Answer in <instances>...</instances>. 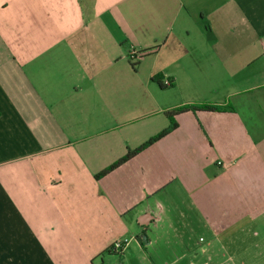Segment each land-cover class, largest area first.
Wrapping results in <instances>:
<instances>
[{
  "label": "crops",
  "instance_id": "obj_1",
  "mask_svg": "<svg viewBox=\"0 0 264 264\" xmlns=\"http://www.w3.org/2000/svg\"><path fill=\"white\" fill-rule=\"evenodd\" d=\"M192 104L215 109L96 177ZM144 233L174 264H264V0H0V264Z\"/></svg>",
  "mask_w": 264,
  "mask_h": 264
},
{
  "label": "rangeland",
  "instance_id": "obj_2",
  "mask_svg": "<svg viewBox=\"0 0 264 264\" xmlns=\"http://www.w3.org/2000/svg\"><path fill=\"white\" fill-rule=\"evenodd\" d=\"M140 234V228L135 225L129 237H136ZM158 244L141 245L137 238H133L124 253H105L104 262L101 264H174L175 259L172 251L165 252Z\"/></svg>",
  "mask_w": 264,
  "mask_h": 264
},
{
  "label": "trees",
  "instance_id": "obj_3",
  "mask_svg": "<svg viewBox=\"0 0 264 264\" xmlns=\"http://www.w3.org/2000/svg\"><path fill=\"white\" fill-rule=\"evenodd\" d=\"M158 48L157 47H153V48H149L146 50V52H151L154 51ZM139 59H136L134 66H137L139 63ZM157 80L159 81L160 85L164 88H168L170 86L174 85V81L170 80L169 84H165L163 82V79L161 76L157 77ZM197 109H208V110H214L215 107L211 106V105H184V106H180L175 108L172 111L168 112V115L170 116V118L172 119L171 124L164 129L161 133H159L157 136L153 137L152 139L148 140L147 142H145L144 144H142L140 147L133 149V150H129L122 158H120L118 161H116L115 163H113L112 165H110L108 168L104 169L103 171H101L100 173H98L96 175L97 178L107 174L108 172H110L111 170L117 168L118 166H120L121 164L127 162L128 160H130L132 157H134L136 154H138L140 151H142L143 149H145L146 147H148L150 144L154 143L155 141H157L158 139L162 138L163 136H165L166 134H168L170 131H172L174 128H176L178 126V123L173 119L174 115L176 113L179 112H183L186 110H197ZM112 246V245H111ZM109 252H117L115 250L112 249V247L109 248ZM121 253V252H120Z\"/></svg>",
  "mask_w": 264,
  "mask_h": 264
},
{
  "label": "built area",
  "instance_id": "obj_4",
  "mask_svg": "<svg viewBox=\"0 0 264 264\" xmlns=\"http://www.w3.org/2000/svg\"><path fill=\"white\" fill-rule=\"evenodd\" d=\"M137 53L135 51L132 52V58L137 59L138 56L136 55ZM165 84H169L170 80L169 79H164L163 80ZM130 242V239H123V240H116L114 241V243L112 244V249L117 251V252H121L124 247Z\"/></svg>",
  "mask_w": 264,
  "mask_h": 264
},
{
  "label": "water",
  "instance_id": "obj_5",
  "mask_svg": "<svg viewBox=\"0 0 264 264\" xmlns=\"http://www.w3.org/2000/svg\"><path fill=\"white\" fill-rule=\"evenodd\" d=\"M139 243H142V242H147V236L146 234L144 233L143 235H141V237H139L138 239Z\"/></svg>",
  "mask_w": 264,
  "mask_h": 264
}]
</instances>
